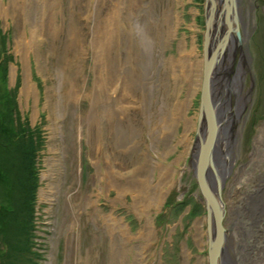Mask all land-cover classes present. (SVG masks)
<instances>
[{
    "label": "rangeland",
    "instance_id": "rangeland-1",
    "mask_svg": "<svg viewBox=\"0 0 264 264\" xmlns=\"http://www.w3.org/2000/svg\"><path fill=\"white\" fill-rule=\"evenodd\" d=\"M242 1L247 20L241 36L244 105L240 115L233 116L236 121L232 124L233 133L228 132L225 138L228 148L225 166H230L222 189L226 204L222 223L228 229L224 253L231 260L228 264H264V0ZM33 5L36 18L39 6L35 1ZM167 11H172L173 16L169 36L164 32L168 27L164 21ZM57 16L64 21L66 32L71 25L76 26L75 35L82 39L84 55L70 58L71 55L64 54L71 62H58L56 55L46 54L49 46L45 39H41L44 44L38 48L42 58L38 60L33 52L23 58L16 50L15 39L24 30L29 36L28 25L0 15V102L8 92L17 97L21 119L39 131L43 142L36 153L38 254L28 255V261L18 248L19 252L12 251L11 264H208L207 212L194 178L191 157L202 82L204 0H63V14ZM108 16L115 20V27H111L115 28L118 41L115 63L112 60L111 66L118 80H112L114 86L109 84V94L124 95L121 86L128 88L123 104L127 113L125 142L119 145L121 133H117L116 144L102 141L95 151L90 145L95 141L86 117L91 108L89 94L101 72H95L98 63L91 41L97 36L103 38ZM217 18L210 41L212 51L219 35ZM221 22L224 30L225 17ZM64 33L59 36L60 45L68 39ZM181 44L186 50L194 49L191 58L196 55L195 59L201 63L198 77L194 67L170 68V59L174 63L178 58ZM236 64L233 62L231 66L236 69ZM74 76L77 77L73 85L78 84L83 92L76 101H69L65 93ZM194 79L199 81L195 92ZM234 93L236 89L230 86L227 92L230 114L235 112L232 97L229 101L230 95L235 100ZM94 94L95 99H105L102 89ZM187 99L186 109L173 113L178 124L170 131L167 127L170 125L167 118L172 113L170 105L184 104ZM101 105L102 102L97 109L103 114L97 119L105 114ZM116 107L118 103L114 102L113 108ZM184 115L190 119L188 128ZM169 139L171 143H167ZM105 153L114 163L117 178L124 175L145 181L153 159L175 169L174 184L160 207L152 210L151 222L156 231L145 247L144 261L136 260L140 252L138 243L142 241H129L121 232L123 226L111 227L107 225L109 220H103L112 214L134 238L146 223L133 202L135 193L126 191L120 196L113 188L107 190L104 180L98 182L96 161L101 154L100 162L105 165ZM139 171L142 174L137 175ZM157 174L153 172V180Z\"/></svg>",
    "mask_w": 264,
    "mask_h": 264
},
{
    "label": "bare ground",
    "instance_id": "bare-ground-1",
    "mask_svg": "<svg viewBox=\"0 0 264 264\" xmlns=\"http://www.w3.org/2000/svg\"><path fill=\"white\" fill-rule=\"evenodd\" d=\"M7 1H8L7 3H4V0H0V15H3L4 18L5 17L11 18L13 19L14 22H18V20L19 21L21 20L22 23L28 25L27 28H29L28 30L29 36L24 30L15 39L16 50L18 51V53L22 54L23 58L24 56L27 57L29 52H33V54L38 60L42 58L40 56L38 49L42 47L44 44L43 42H41V39L42 40L45 39L48 42L47 46L49 47L46 48V54L56 55L58 57L57 60L58 62L62 60H64V62L67 61L71 62L69 58L65 57V55L67 54L71 55L70 58L73 57L75 58V56L78 54L84 55V50L82 49L83 47L81 46L82 39L79 36V34L75 35L74 32V30L77 31L76 26L71 25L68 28V32H66L64 21L62 20L61 22L58 19L57 15L63 14V0H7ZM34 1L35 3L38 4L37 6H39V9H37L39 14L36 15V18H34L33 15L34 7H35V5H33ZM232 1L236 3V10H237L236 15L238 16L237 18L239 21V26H240L239 28L241 30V36H242V30L245 31L246 29L245 27L247 24L246 11H245L246 9L244 7L242 0H232ZM222 2L223 0H213V2L208 3V7L213 8L214 10V17L212 18L214 25L217 23L215 18H217V16L219 15V18H217L219 22L217 28L219 35L216 36V41L214 43V46H216V48L214 47V51L218 50L217 61L214 64L212 71H210L209 81H208L210 82L209 90L211 93V100H210L212 106L211 110L213 111L214 120H215L213 124L215 125L216 131L214 134V140L211 144L212 147L211 156H210L211 163L209 166H207L208 168H206L204 172L205 174L204 177L209 185V188L212 190L213 195L217 194L216 186L218 182V177H221V179L223 180V178H225V175H227L229 171L228 169L230 165H227L228 167L225 166L227 164L225 163L227 160L225 158V155L228 150V148H226L227 143L225 138L228 132H231V134L233 133L232 124L236 122L233 121V116L234 115L239 116L240 115L239 110H241L244 105L242 98L243 92L241 91V87H243V84H241L242 82L241 80L243 78V74L245 71L243 70L245 66L242 60L244 58V51L243 50L239 51L237 49L236 38H234L235 39L234 40L232 34L230 35L229 38H227L224 48L222 46L221 42L223 39V34L227 30L226 24L223 28L224 30L221 29V23H222L221 20L226 15V13L224 12L222 13L224 9V5L222 4L225 3V0L223 3ZM111 19L112 16L110 17L108 16L107 19H105L106 21L104 22V31H103L104 34H102L103 38L98 39L97 38L98 36L96 38L93 36L94 40L92 39L91 41V46L93 47L96 54L95 55L97 59L96 63H98L95 66L97 67L95 72H97L98 70L101 72V76L99 78L100 80H98V76L96 75L93 92H90L89 94V97L91 99V108L86 117L88 124L92 128L91 134H93L92 135V138H94L93 141H95V142H90V145L94 148L95 151L98 150L99 147L103 144L102 141L104 142V144L108 142L111 145L113 142L116 144L115 136L117 133H121L120 134L121 142L119 145L125 142L124 128L126 126L127 113L125 108H123L124 107L123 104L127 100L125 96H127L128 88L125 85L121 86L122 88H120V92L121 93L126 92L124 95L114 92V94L110 96L109 91L111 88L108 87L110 83L113 84L115 82L114 81L112 83V80H116V78L118 80L116 73H114V70H112L111 67L113 66L112 60L115 63L114 49L117 46L116 44H118V41L116 40V36H115L116 33L115 28H112L115 27L114 24L115 20L114 19L111 20ZM172 20H173L172 11L165 12L164 21L168 27L167 29H164V32L167 36H169L170 34L169 31L172 28L171 25ZM64 31H65L64 35H66L68 39L66 38V41H64L63 44L60 45L61 37L59 36ZM219 36H221L222 39L218 40ZM112 37H113V43L111 44L110 39ZM211 39L209 40L212 42ZM100 44L102 45L101 47L97 46ZM211 44L212 43H210L209 45L210 50H211ZM243 44H245V42H243ZM181 46L183 48L179 47V51H178L179 55L178 58L175 60V62L173 63V60L170 59L169 62L170 68L176 66L180 67V69L184 67L186 68L194 67V71L197 74L195 76L198 77L199 76L198 72L200 71L201 63L199 62V60L195 59L196 55L192 60L191 52L194 51V49L186 50L183 44H181ZM235 46H236V51H235ZM60 49L62 50L61 53H60ZM97 50H99V52ZM111 50L114 51V53H111ZM98 57H99V61H98ZM233 62L235 64L237 63L236 69H234L235 67L233 68L231 66L233 65ZM60 69L63 70L64 68H60ZM203 71H204V62H202V71H201L202 82L204 78ZM75 77L77 76L71 77V79L69 78L70 79L69 81H71L70 87L66 90L65 93L66 96L65 98H67V100L69 101L70 100L76 101L79 98L78 96L83 92V89L79 88L80 86H78V84H76L75 86L73 85V81ZM224 77H228L229 79H224ZM196 80L197 79H194L193 82V92H195L197 90L196 87L199 86L197 84L199 81L197 82ZM200 85H202L201 82ZM230 86H233L236 89V93H234L235 100L233 99V95L229 96V101L230 98L232 97L231 102L235 103V112H231V114L227 106V100H228L227 92L228 90H230ZM25 87L27 88V85H25L22 90L25 91L26 90ZM98 89H102L105 99L93 98L95 95L94 92H96ZM105 90H107V92H105ZM115 94H117L116 97H114ZM58 96H60V93ZM100 102H102V105L100 107L104 109L105 114L101 118L97 119L98 118L97 116L103 114L102 112L99 113V109H97L98 108L97 105ZM114 102H117L119 106L116 107V109L113 108ZM184 102H185L184 104H180V102L178 103L176 102L175 104L170 105L172 113L171 115H169V118H167V120L170 122V125L167 126L168 128L171 129L170 131L174 130L178 124V118L174 117L173 113H175L176 111H184L186 109L189 100L187 99ZM105 107L109 108V110H107ZM92 117H94V119H91ZM183 121L186 126L185 128H188L187 126L188 123L190 122V119L184 115ZM195 136H196L195 143L194 145H192L193 156L191 157L193 158L192 167L194 168V176L196 177L198 166L200 165L202 160V157H200L201 154L200 151L202 148L201 145H203L208 140L209 137V130H208V124L206 118L204 117L201 120L200 114H198V118H197V130ZM167 143H171L170 139L167 141ZM95 156L96 157L98 156L97 153L95 154ZM100 156L96 161L97 175L99 180L98 182H100V180H104L106 183L105 188L107 190L111 188L115 189L120 196H122V194L126 191L135 193V195L133 196V202L136 203V207H139V211H140L139 213L141 217L146 220V223L144 229L139 230L138 235L134 238L132 234H129V229L127 228V226L124 227V225L121 223L120 220L117 219L115 220V217L112 214L106 215L105 218H103V220L106 219L109 220L110 222L108 221L107 225L111 227L112 225L117 226L115 228H119L123 226L124 228L122 227L121 232H123L122 234H124L125 238L128 239L129 241L132 242L133 239H140L142 242L138 243L140 245V246L138 245L140 252L136 255V258L138 257L136 260L140 262L141 260L144 261L145 247L148 246L151 240H153L152 236H155L154 234L156 231L154 224L151 222V213L153 212L152 210L158 209L160 207L163 201L162 199H164L166 192L174 184L173 178L175 174V169L173 168V166L165 164L160 160L158 161L157 159L155 160L153 159V163L150 168L151 170L147 169L149 174L146 175L145 181H140L132 177L124 178L123 177L124 175L122 177L117 178L116 175L114 174V163L113 161H111L112 159H110V157L107 156V153H105V160H104L105 165H102L103 162H100ZM153 172H158L157 179L155 180H153L154 179V176H152ZM140 174H142L141 171L137 173V175ZM214 180L216 182V185L214 183ZM262 193H264V188L262 189ZM211 217L213 216L207 213V218H206L207 223L208 225H211L210 227H212V230H214L213 228L215 227V224L213 218L210 219ZM226 237L227 234L225 236L222 249H220L221 252L218 260L219 264H228V262H231V260H229L230 259L229 256H227L226 253H224V249L226 245ZM208 239H209V235H208Z\"/></svg>",
    "mask_w": 264,
    "mask_h": 264
},
{
    "label": "trees",
    "instance_id": "trees-1",
    "mask_svg": "<svg viewBox=\"0 0 264 264\" xmlns=\"http://www.w3.org/2000/svg\"><path fill=\"white\" fill-rule=\"evenodd\" d=\"M0 103V264H11L12 251L20 250L19 254L28 261V255L38 254L36 153L43 142L39 131L21 119L11 92Z\"/></svg>",
    "mask_w": 264,
    "mask_h": 264
},
{
    "label": "water",
    "instance_id": "water-1",
    "mask_svg": "<svg viewBox=\"0 0 264 264\" xmlns=\"http://www.w3.org/2000/svg\"><path fill=\"white\" fill-rule=\"evenodd\" d=\"M213 2V0H205V32H204V42H203V61L204 62V78L201 85V92L200 93V103H199V114L200 119L206 118L209 130V137L208 140L201 145L200 157H202L201 163L197 169L196 180L199 185V190L202 194L205 203V209L208 214H210V219L213 218L215 227L212 230L211 225H208L207 232L209 235L208 244H207V256L209 264H219V255L224 244V239L226 236L227 230L223 225V219L226 214L225 202L222 197V189L224 187V182L221 177H218L217 182V194L213 195L212 190L209 188V185L205 179V170L208 168L207 166L210 165V156H211V144L214 140L215 134V122L213 111L211 110V93L209 90V75L210 71L214 64L217 61V51H212L209 48V43L212 34L214 32V24H213V17H214V10L213 8L208 7V3ZM226 13L225 15V24H226V31L223 34L222 39V46L224 48L227 38L233 33L236 37L237 49L241 51L242 49V39L240 34L239 21L238 16L236 15V3L232 0H225L224 9L222 13ZM238 51V52H239ZM199 131V128H198Z\"/></svg>",
    "mask_w": 264,
    "mask_h": 264
}]
</instances>
